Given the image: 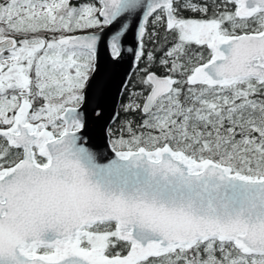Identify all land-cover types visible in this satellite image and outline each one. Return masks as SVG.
Instances as JSON below:
<instances>
[{"label": "snow or ice", "instance_id": "6c2138e0", "mask_svg": "<svg viewBox=\"0 0 264 264\" xmlns=\"http://www.w3.org/2000/svg\"><path fill=\"white\" fill-rule=\"evenodd\" d=\"M0 264H264V0H0Z\"/></svg>", "mask_w": 264, "mask_h": 264}, {"label": "water", "instance_id": "95a60500", "mask_svg": "<svg viewBox=\"0 0 264 264\" xmlns=\"http://www.w3.org/2000/svg\"><path fill=\"white\" fill-rule=\"evenodd\" d=\"M131 40V37H130ZM131 46V43L129 44ZM128 65L127 62L119 67H113L111 65H107L104 68V77L106 80L110 81L111 83V90L109 95V101H108V109L111 110V95H114L115 93V85L119 83L120 77L124 74V72L127 70Z\"/></svg>", "mask_w": 264, "mask_h": 264}]
</instances>
